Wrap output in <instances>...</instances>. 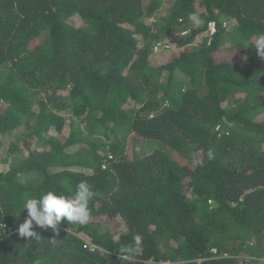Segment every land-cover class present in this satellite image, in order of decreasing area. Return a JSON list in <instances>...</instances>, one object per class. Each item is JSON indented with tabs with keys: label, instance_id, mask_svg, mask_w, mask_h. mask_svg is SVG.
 Returning <instances> with one entry per match:
<instances>
[{
	"label": "trees",
	"instance_id": "obj_1",
	"mask_svg": "<svg viewBox=\"0 0 264 264\" xmlns=\"http://www.w3.org/2000/svg\"><path fill=\"white\" fill-rule=\"evenodd\" d=\"M258 50L264 0H0V264H264ZM80 181L87 223L12 232Z\"/></svg>",
	"mask_w": 264,
	"mask_h": 264
},
{
	"label": "clouds",
	"instance_id": "obj_2",
	"mask_svg": "<svg viewBox=\"0 0 264 264\" xmlns=\"http://www.w3.org/2000/svg\"><path fill=\"white\" fill-rule=\"evenodd\" d=\"M189 20L197 26L203 23L199 16L194 13L189 15ZM258 52L264 56V50H258ZM95 195L88 182L80 181L76 185L73 198L60 195L55 190H49L42 192L38 197L25 199L22 207L27 210V215L24 221L18 224V235L21 238L37 240L40 235L34 230V226L41 229L50 228L55 232L62 220L68 224L83 225L87 223L90 216L89 202ZM134 241L136 248H138L141 245L142 237L137 235L134 237ZM132 250L129 249L130 252Z\"/></svg>",
	"mask_w": 264,
	"mask_h": 264
},
{
	"label": "rangeland",
	"instance_id": "obj_3",
	"mask_svg": "<svg viewBox=\"0 0 264 264\" xmlns=\"http://www.w3.org/2000/svg\"><path fill=\"white\" fill-rule=\"evenodd\" d=\"M75 22H76V20H75ZM224 48H226V50H216L213 53L214 58L216 60H220V61H222V60L235 61V60H239L241 57H243V53H241L239 49L234 48L233 46H230L228 43H224V44H222L220 46V49H224ZM177 53H178V50L174 49V51L170 50L169 52H166L164 54H160V55L155 54L152 57V61H154L157 64H160V63H163V62H167L168 60L171 59L172 56L176 55ZM18 144L21 147L23 146L22 142H19ZM18 155H20V154H18ZM10 159L11 158H9V160ZM160 264H163V262L160 263Z\"/></svg>",
	"mask_w": 264,
	"mask_h": 264
},
{
	"label": "built area",
	"instance_id": "obj_4",
	"mask_svg": "<svg viewBox=\"0 0 264 264\" xmlns=\"http://www.w3.org/2000/svg\"><path fill=\"white\" fill-rule=\"evenodd\" d=\"M214 31V24L211 23L210 27H209V34L213 33ZM187 34V31L183 30L181 31V35H185ZM172 49V46L168 43H164V42H157V43H154L153 46H152V51H153V54H161V53H164V52H168ZM218 128V127H217ZM14 231H17V230H13L12 232ZM18 232V231H17ZM86 237V236H85ZM86 239V238H85ZM87 241V240H86ZM214 251V250H213ZM215 252V251H214ZM203 259L202 258H198L196 259V262L198 264H200V262L202 261ZM166 262H163V264H165ZM166 264H169V263H166Z\"/></svg>",
	"mask_w": 264,
	"mask_h": 264
}]
</instances>
